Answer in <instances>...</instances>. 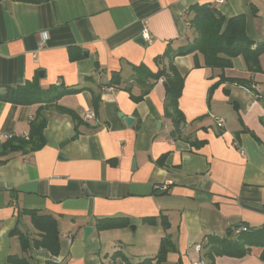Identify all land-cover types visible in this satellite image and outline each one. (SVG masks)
I'll use <instances>...</instances> for the list:
<instances>
[{
	"label": "crops",
	"instance_id": "obj_1",
	"mask_svg": "<svg viewBox=\"0 0 264 264\" xmlns=\"http://www.w3.org/2000/svg\"><path fill=\"white\" fill-rule=\"evenodd\" d=\"M198 4L227 19L244 14L248 36L264 42V0H0V94L28 83L79 90L49 105L0 100V143L28 138L41 108L47 118L42 149L0 164V264H11L10 256L27 264H114L116 253L141 263L164 240L171 250L161 264H194L205 259L208 236L264 230V53L261 73L247 71L243 57L224 71L205 67L199 53L174 59L184 78L179 139L166 116L164 77L145 72L169 63H156L169 45L196 37L189 17ZM88 110L96 125L84 120ZM27 211L56 220L58 256L34 246L40 233ZM113 217L129 226L100 231L99 220ZM15 229L29 237L28 250ZM260 252L216 264H264Z\"/></svg>",
	"mask_w": 264,
	"mask_h": 264
},
{
	"label": "trees",
	"instance_id": "obj_2",
	"mask_svg": "<svg viewBox=\"0 0 264 264\" xmlns=\"http://www.w3.org/2000/svg\"><path fill=\"white\" fill-rule=\"evenodd\" d=\"M41 2L44 0H34ZM191 17H189L190 26L194 29L196 37L188 44L174 49L171 45L167 47L165 54L156 58V63L161 65L166 59L167 65L163 66L157 73L145 71L149 77L159 80L164 77L166 87V116L174 123V129L171 136L179 139L180 132L185 125V118L178 108V101L182 95L184 78L179 74L173 61L176 57L187 56L191 54H201L204 57V66L211 69L232 68V60L237 57H243L246 63L247 71L252 73H261L260 57L264 53V42L257 44L252 40L246 30L245 15H239L227 19L217 8L210 4L195 5L190 8ZM196 67L200 64L196 62ZM120 82V76L115 75L113 84ZM230 82L246 84L244 80L231 79ZM79 91V90H77ZM76 89H67L63 86H52L43 90L36 83H28L21 87H6L0 94V100L15 104L31 105L34 103L53 104L62 96L77 92ZM64 114L74 117L71 110L61 109ZM47 125V118L44 108H41L36 118L31 122V129L28 138L12 136L5 142L0 143V164L7 161V157L12 153L22 152L25 155L34 153L46 145L44 131ZM163 161H160L162 164ZM30 215L34 228L40 233V240L34 242L36 248H43L52 256H58L61 251V237L56 220L50 215L38 214L36 211H27ZM97 226L100 231L120 229L129 226L125 218H104L99 220ZM240 229V228H238ZM237 230V229H236ZM230 236H208L207 244L204 246V258L208 264H216L218 257H231L242 259L251 253L252 248L261 249L260 259L264 262V230L261 228H249L241 232L237 237ZM18 236L23 251L30 248L29 237L15 229L11 233ZM171 250L170 244L164 240L160 247L158 255L154 259H146L138 264H150L156 260L157 264L165 261L167 252ZM121 257H120V256ZM120 258L125 261L121 254H114L115 260ZM8 262L11 264H27L25 260L17 256H10ZM52 264V263H50ZM129 264V263H128Z\"/></svg>",
	"mask_w": 264,
	"mask_h": 264
},
{
	"label": "built area",
	"instance_id": "obj_3",
	"mask_svg": "<svg viewBox=\"0 0 264 264\" xmlns=\"http://www.w3.org/2000/svg\"><path fill=\"white\" fill-rule=\"evenodd\" d=\"M218 3H224V0H217ZM148 40H150V38L147 36ZM112 90V88H106L105 91H110ZM84 120L88 123H91V124H94L96 125L98 123V120H97V117H96V114L94 113L93 110H88L85 112L84 114ZM243 231H247V228H241V229H238L236 230V234H239L240 232H243ZM197 251L202 253V248L201 246H197ZM117 264H127L125 261L121 260V259H117L116 260ZM194 264H208L207 261L205 259H201L197 262H195Z\"/></svg>",
	"mask_w": 264,
	"mask_h": 264
},
{
	"label": "water",
	"instance_id": "obj_4",
	"mask_svg": "<svg viewBox=\"0 0 264 264\" xmlns=\"http://www.w3.org/2000/svg\"><path fill=\"white\" fill-rule=\"evenodd\" d=\"M124 120L127 123V125H132V123L134 121L130 117H124ZM92 233H93V228H91V227L85 228V231H84V244L87 245V246L89 244V238H90V236H91Z\"/></svg>",
	"mask_w": 264,
	"mask_h": 264
},
{
	"label": "rangeland",
	"instance_id": "obj_5",
	"mask_svg": "<svg viewBox=\"0 0 264 264\" xmlns=\"http://www.w3.org/2000/svg\"><path fill=\"white\" fill-rule=\"evenodd\" d=\"M233 235L235 236V237H237L236 235V231H233ZM112 254H114V252H112V253H110L109 255H112ZM133 264H138V263H133Z\"/></svg>",
	"mask_w": 264,
	"mask_h": 264
},
{
	"label": "bare ground",
	"instance_id": "obj_6",
	"mask_svg": "<svg viewBox=\"0 0 264 264\" xmlns=\"http://www.w3.org/2000/svg\"><path fill=\"white\" fill-rule=\"evenodd\" d=\"M240 229H241V228H240ZM237 230H238V229H237ZM235 231H236V230H235ZM240 233H241V232H240ZM240 233H239V234H240ZM239 234H237V235H239ZM237 235H236V236H237ZM205 260H206V259H205ZM206 261H207V260H206ZM207 263H208V261H207Z\"/></svg>",
	"mask_w": 264,
	"mask_h": 264
}]
</instances>
